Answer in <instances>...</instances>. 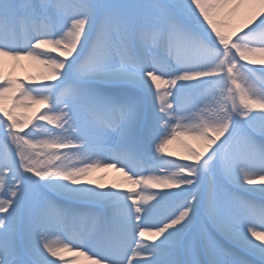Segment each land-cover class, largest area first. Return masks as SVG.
I'll return each instance as SVG.
<instances>
[{"label":"snow or ice","instance_id":"snow-or-ice-1","mask_svg":"<svg viewBox=\"0 0 264 264\" xmlns=\"http://www.w3.org/2000/svg\"><path fill=\"white\" fill-rule=\"evenodd\" d=\"M78 256L264 264V0H0V264Z\"/></svg>","mask_w":264,"mask_h":264},{"label":"bare ground","instance_id":"bare-ground-1","mask_svg":"<svg viewBox=\"0 0 264 264\" xmlns=\"http://www.w3.org/2000/svg\"><path fill=\"white\" fill-rule=\"evenodd\" d=\"M28 71V70H27ZM26 70L25 69H16V75L22 76L25 75ZM175 144L169 145V150L174 151L176 148ZM172 151V152H173ZM177 152V151H176ZM182 155V154H181ZM180 154L176 155L175 158H179L181 156ZM100 176L104 177V182L107 184H112V183H120L123 180V174L115 171L114 169H109L106 172L103 173H96L94 175V178H99ZM64 256L66 258H70L74 256V253H64ZM74 264H91V261L85 257V256H78L74 260Z\"/></svg>","mask_w":264,"mask_h":264},{"label":"rangeland","instance_id":"rangeland-1","mask_svg":"<svg viewBox=\"0 0 264 264\" xmlns=\"http://www.w3.org/2000/svg\"><path fill=\"white\" fill-rule=\"evenodd\" d=\"M25 65H29L30 64V62L29 61H24L23 62ZM18 69H20V68H18ZM21 70V69H20ZM28 71H34V69H32V68H28L27 69ZM25 75H26V73H25ZM24 75H22L21 77H23ZM173 144H175L176 145V149L173 151V153H174V155L176 156V155H178V154H183L182 153V150L180 149V146H179V144L178 143H176V142H174ZM177 151V152H176Z\"/></svg>","mask_w":264,"mask_h":264}]
</instances>
